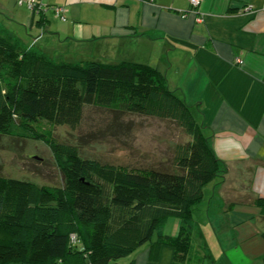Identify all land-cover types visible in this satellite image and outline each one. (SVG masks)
Instances as JSON below:
<instances>
[{
    "label": "trees",
    "instance_id": "1",
    "mask_svg": "<svg viewBox=\"0 0 264 264\" xmlns=\"http://www.w3.org/2000/svg\"><path fill=\"white\" fill-rule=\"evenodd\" d=\"M4 29L0 22V135L44 120L75 129L86 106L118 105L176 120L193 140L177 146V172L101 163L60 142L52 150L63 187L0 174V264H123L122 258L146 244L150 260L157 261L169 244L174 264H186L201 232L194 210L204 187L227 171L192 107L157 67L79 56L58 60L34 43L11 39ZM257 204L264 211V199ZM171 219L180 220L177 236L165 233Z\"/></svg>",
    "mask_w": 264,
    "mask_h": 264
},
{
    "label": "crops",
    "instance_id": "2",
    "mask_svg": "<svg viewBox=\"0 0 264 264\" xmlns=\"http://www.w3.org/2000/svg\"><path fill=\"white\" fill-rule=\"evenodd\" d=\"M38 1L45 9L29 11L26 28L65 36L61 53L83 60L146 59L192 107L217 157L229 165L207 205L208 219L194 210L201 232L186 264H264V211L257 204L264 199V0H201L198 8L191 0ZM43 39L50 53L54 40ZM180 225L171 219L165 233L177 236ZM149 246L121 262L175 263L173 246L164 244L157 261Z\"/></svg>",
    "mask_w": 264,
    "mask_h": 264
},
{
    "label": "rangeland",
    "instance_id": "3",
    "mask_svg": "<svg viewBox=\"0 0 264 264\" xmlns=\"http://www.w3.org/2000/svg\"><path fill=\"white\" fill-rule=\"evenodd\" d=\"M29 11L26 5H17L16 0H0V22L4 25V33L11 39H17L18 36L40 47L45 40L48 41L40 40L43 35L50 37V40L55 41L48 47L51 48L50 54L58 60L74 58L69 56L86 58L81 54L61 53L66 45L65 36L59 37L50 30L26 28L28 23L24 18ZM16 14L21 18L16 19ZM145 60L135 61L143 63ZM191 140L193 136L176 120L131 113L118 105H88L81 124L75 129L44 120L28 127L19 125L13 134L0 135V174L63 187V175L52 150V145L60 142L77 145L83 157L101 163L177 172L179 169L174 163L176 148ZM220 181L223 178L216 177L204 187L203 200L195 212L197 218L201 215L208 219L207 205L212 199L214 188L224 185V181ZM125 258L121 261H125Z\"/></svg>",
    "mask_w": 264,
    "mask_h": 264
},
{
    "label": "built area",
    "instance_id": "4",
    "mask_svg": "<svg viewBox=\"0 0 264 264\" xmlns=\"http://www.w3.org/2000/svg\"><path fill=\"white\" fill-rule=\"evenodd\" d=\"M19 5H26L27 8L31 11V13L35 14V13H39L41 11H43L45 9V5L41 2H39L38 0H19L18 1ZM191 3L194 7H200L201 5V0H191ZM248 10H252V6L248 5L246 7ZM57 14L60 13V8H55ZM198 21H202V18H198ZM240 61V60H239ZM77 240V236L76 235H72V242L75 243Z\"/></svg>",
    "mask_w": 264,
    "mask_h": 264
}]
</instances>
